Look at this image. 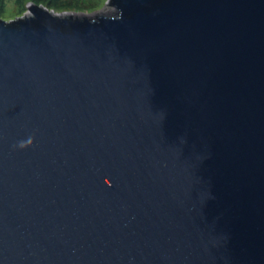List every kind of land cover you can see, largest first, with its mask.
<instances>
[{
    "label": "water",
    "instance_id": "water-1",
    "mask_svg": "<svg viewBox=\"0 0 264 264\" xmlns=\"http://www.w3.org/2000/svg\"><path fill=\"white\" fill-rule=\"evenodd\" d=\"M0 20V264H264V0H108Z\"/></svg>",
    "mask_w": 264,
    "mask_h": 264
},
{
    "label": "rangeland",
    "instance_id": "rangeland-1",
    "mask_svg": "<svg viewBox=\"0 0 264 264\" xmlns=\"http://www.w3.org/2000/svg\"><path fill=\"white\" fill-rule=\"evenodd\" d=\"M70 5L64 4L61 5L60 9L53 10L52 8H47L44 5H38L51 10L55 13H68L74 15H86L90 16L96 13H102L106 16L113 15L115 9L113 6H110L108 0H69ZM2 8L0 11V20L5 22L15 21L16 19H21L29 13V7H36L29 0L21 1L17 3L15 0H2ZM68 5V6H66ZM59 8V7H58ZM71 14V15H72Z\"/></svg>",
    "mask_w": 264,
    "mask_h": 264
},
{
    "label": "trees",
    "instance_id": "trees-1",
    "mask_svg": "<svg viewBox=\"0 0 264 264\" xmlns=\"http://www.w3.org/2000/svg\"><path fill=\"white\" fill-rule=\"evenodd\" d=\"M17 3H21V1H24V0H15ZM31 3H33L34 5H36V7H38V5H44L45 7H49V8H52L53 10H58L60 9L61 5L64 4H68L70 3L69 0H29ZM2 0H0V11H1V8H2ZM70 5V4H68ZM66 5V6H68ZM59 7V8H58Z\"/></svg>",
    "mask_w": 264,
    "mask_h": 264
}]
</instances>
